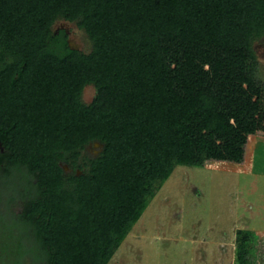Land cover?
Listing matches in <instances>:
<instances>
[{
	"label": "trees",
	"instance_id": "obj_1",
	"mask_svg": "<svg viewBox=\"0 0 264 264\" xmlns=\"http://www.w3.org/2000/svg\"><path fill=\"white\" fill-rule=\"evenodd\" d=\"M260 40L264 0H0V264H109L178 165L244 163Z\"/></svg>",
	"mask_w": 264,
	"mask_h": 264
},
{
	"label": "rangeland",
	"instance_id": "obj_2",
	"mask_svg": "<svg viewBox=\"0 0 264 264\" xmlns=\"http://www.w3.org/2000/svg\"><path fill=\"white\" fill-rule=\"evenodd\" d=\"M63 24L71 28L75 46L90 47L83 31ZM256 49L264 79V40ZM94 93L87 86L84 100ZM249 140L242 164L178 165L109 264H237L240 228L253 231L254 264H264V135ZM89 152L97 154L99 147Z\"/></svg>",
	"mask_w": 264,
	"mask_h": 264
},
{
	"label": "water",
	"instance_id": "obj_3",
	"mask_svg": "<svg viewBox=\"0 0 264 264\" xmlns=\"http://www.w3.org/2000/svg\"><path fill=\"white\" fill-rule=\"evenodd\" d=\"M62 27H65V26H62ZM69 42H70V45H71L72 48H74V49H78V47L75 46V44L72 42L71 39L69 40ZM95 146H98V147L102 148V147H103V144L97 141V142H95ZM61 166H62L66 171H70V170H71L70 167H69L67 164H63V163H61Z\"/></svg>",
	"mask_w": 264,
	"mask_h": 264
},
{
	"label": "crops",
	"instance_id": "obj_4",
	"mask_svg": "<svg viewBox=\"0 0 264 264\" xmlns=\"http://www.w3.org/2000/svg\"><path fill=\"white\" fill-rule=\"evenodd\" d=\"M253 136H251V138H252ZM249 143H250V140H249ZM247 146H248V144H247ZM260 262V261H259Z\"/></svg>",
	"mask_w": 264,
	"mask_h": 264
},
{
	"label": "clouds",
	"instance_id": "obj_5",
	"mask_svg": "<svg viewBox=\"0 0 264 264\" xmlns=\"http://www.w3.org/2000/svg\"><path fill=\"white\" fill-rule=\"evenodd\" d=\"M253 136V135H252ZM251 137V136H250Z\"/></svg>",
	"mask_w": 264,
	"mask_h": 264
}]
</instances>
